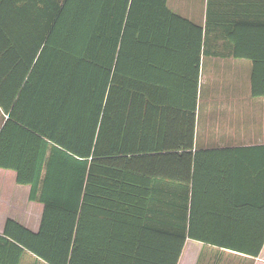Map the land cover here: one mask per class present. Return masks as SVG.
I'll return each mask as SVG.
<instances>
[{
  "label": "trees",
  "instance_id": "16d2710c",
  "mask_svg": "<svg viewBox=\"0 0 264 264\" xmlns=\"http://www.w3.org/2000/svg\"><path fill=\"white\" fill-rule=\"evenodd\" d=\"M34 6L0 0V168L14 170L43 211L37 231L6 220L0 264L24 255L43 264H177L188 238L258 257L264 225L260 239L245 241L247 226L202 223L192 152L198 56L191 107L165 102L147 70L152 56L159 68L177 52L180 24L198 45L201 28L167 0ZM251 61V96L264 97V53ZM162 109L174 124L160 118L153 143L148 122ZM233 231L240 238H215Z\"/></svg>",
  "mask_w": 264,
  "mask_h": 264
},
{
  "label": "crops",
  "instance_id": "0c3cea01",
  "mask_svg": "<svg viewBox=\"0 0 264 264\" xmlns=\"http://www.w3.org/2000/svg\"><path fill=\"white\" fill-rule=\"evenodd\" d=\"M15 1L35 9L34 2L41 0ZM167 6L201 28L198 45L192 28L180 24L177 52L163 56L159 68L155 64L158 58L152 56V67L147 70L154 84L161 82L165 102L191 107L198 56L192 152H197L196 194L199 205L208 211L201 216L202 223L242 224L248 227L241 233L243 240L260 239L259 227L264 225V97L251 96V54L264 53V0H167ZM171 113L152 110L148 122L154 134L151 142H156L160 118L162 125L165 121L169 128L174 124L169 120L175 115ZM29 191V186L16 182L14 170L0 168V234L7 219L37 231L43 204L29 200ZM215 238L237 239L240 234L233 231ZM27 260L31 256L24 255L22 264ZM177 264H264V245L254 257L188 238Z\"/></svg>",
  "mask_w": 264,
  "mask_h": 264
},
{
  "label": "rangeland",
  "instance_id": "374dc122",
  "mask_svg": "<svg viewBox=\"0 0 264 264\" xmlns=\"http://www.w3.org/2000/svg\"><path fill=\"white\" fill-rule=\"evenodd\" d=\"M32 260H27L25 264H42V263H39V262H33Z\"/></svg>",
  "mask_w": 264,
  "mask_h": 264
}]
</instances>
